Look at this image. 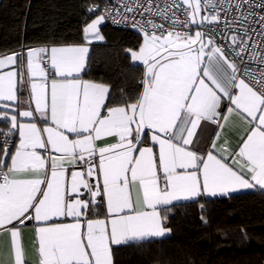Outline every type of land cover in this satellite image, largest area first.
Returning a JSON list of instances; mask_svg holds the SVG:
<instances>
[{
	"label": "snow or ice",
	"instance_id": "6c2138e0",
	"mask_svg": "<svg viewBox=\"0 0 264 264\" xmlns=\"http://www.w3.org/2000/svg\"><path fill=\"white\" fill-rule=\"evenodd\" d=\"M108 22L140 37L138 93L85 79ZM246 192L264 198V0H92L78 40L0 56V264H118L176 207L207 225Z\"/></svg>",
	"mask_w": 264,
	"mask_h": 264
},
{
	"label": "trees",
	"instance_id": "16d2710c",
	"mask_svg": "<svg viewBox=\"0 0 264 264\" xmlns=\"http://www.w3.org/2000/svg\"><path fill=\"white\" fill-rule=\"evenodd\" d=\"M92 0H0V55L50 41L79 39L85 8ZM104 42L93 45L91 75L109 84L112 92L131 95L141 90L142 66L124 55L140 37L132 30L101 26ZM209 223L199 206L186 203L170 215V236L121 247L118 264H264V198L258 193L235 194L206 204ZM246 229L249 239L241 236Z\"/></svg>",
	"mask_w": 264,
	"mask_h": 264
},
{
	"label": "crops",
	"instance_id": "0c3cea01",
	"mask_svg": "<svg viewBox=\"0 0 264 264\" xmlns=\"http://www.w3.org/2000/svg\"><path fill=\"white\" fill-rule=\"evenodd\" d=\"M39 46H42V45H39ZM33 47H37V46H33ZM7 54H9V53L2 54L0 56H4V55H7ZM132 62L135 63V64L141 65L142 66V72H144V68H143V65L141 63L134 62V61H132ZM85 79H88V78H85ZM238 127H239L238 125L236 127H234L232 129V132H231V140H232L233 147H235L236 142L238 140V137L240 135V132L238 131ZM29 223H31V222H29ZM24 240H25V244L26 245H28V246L31 245V242H32V229L30 227L24 229Z\"/></svg>",
	"mask_w": 264,
	"mask_h": 264
},
{
	"label": "built area",
	"instance_id": "2783aa9c",
	"mask_svg": "<svg viewBox=\"0 0 264 264\" xmlns=\"http://www.w3.org/2000/svg\"><path fill=\"white\" fill-rule=\"evenodd\" d=\"M109 25L113 26V27H118V28H122V29H127V28H124L123 26H117V25H113L112 23L108 22ZM127 30H130V29H127ZM20 51V50H19Z\"/></svg>",
	"mask_w": 264,
	"mask_h": 264
}]
</instances>
